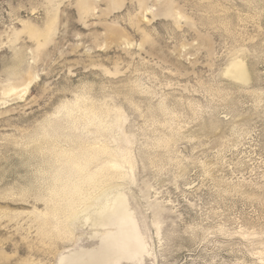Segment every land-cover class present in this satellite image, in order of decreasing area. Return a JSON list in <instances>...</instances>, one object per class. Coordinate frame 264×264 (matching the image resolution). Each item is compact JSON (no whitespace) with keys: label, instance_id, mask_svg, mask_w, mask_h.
<instances>
[{"label":"rangeland","instance_id":"374dc122","mask_svg":"<svg viewBox=\"0 0 264 264\" xmlns=\"http://www.w3.org/2000/svg\"><path fill=\"white\" fill-rule=\"evenodd\" d=\"M102 167L129 230L117 203L69 224ZM105 244L113 264H264V0H0V264Z\"/></svg>","mask_w":264,"mask_h":264},{"label":"bare ground","instance_id":"6f19581e","mask_svg":"<svg viewBox=\"0 0 264 264\" xmlns=\"http://www.w3.org/2000/svg\"><path fill=\"white\" fill-rule=\"evenodd\" d=\"M231 72H229L230 74H231V77L233 78V79H235L236 78V80H238V81H244V82H246V80H247V72H246V69H245V67L244 66H242V65H238V64H233L232 65V67H231V70H230ZM107 126V125H106ZM100 127V126H99ZM104 133V132H103ZM100 145V144H99ZM103 146V145H102ZM116 146V145H115ZM107 147V146H106ZM83 148V147H82ZM104 148H105V146H104ZM98 149V148H97ZM100 149V148H99ZM103 149V148H102ZM106 149V148H105ZM90 155H88V151H86V153H82L84 156H81V158H82V160H83V162H81L80 163V159L81 158H79V159H77V158H73V160L72 161H70V158H68V159H66V162H67V174L66 175H68L67 176V178L69 177V176H71V177H74V175H82L84 172H86L87 170H89L90 168L89 167H91L90 165L91 164H93L94 162H98V160L100 159V158H102L101 157V155L102 154H100V150H99V153L96 151V149L95 150H93L92 151V147L90 148ZM107 150H108V148H107ZM112 151H113V149H111ZM72 152V151H71ZM108 153V152H107ZM106 153V154H107ZM81 154V153H80ZM104 154V153H103ZM113 154V153H112ZM65 155V154H64ZM115 156V155H114ZM117 156V155H116ZM65 157V156H64ZM84 158V159H83ZM105 159H106V157H104ZM103 158V159H104ZM129 158V157H128ZM104 159V160H105ZM111 159V158H110ZM114 159V158H113ZM112 159V160H113ZM117 159V158H116ZM81 160V161H82ZM98 163H100V162H98ZM96 164V163H95ZM108 164L109 165H113L112 167L110 166V169L109 170H116V169H118V167H119V165L116 163V162H112V161H110V162H108ZM94 165V164H93ZM92 165V166H93ZM108 166V165H107ZM95 167H97V165H95ZM89 168V169H88ZM93 168V167H92ZM91 168V169H92ZM121 167H119V169H120ZM107 170V167H102V169L99 171V173L97 172V173H94V174H85L84 176L86 177L85 179H86V181L87 182H93V185L95 184V185H98V187H99V189H101V191H100V193L98 194V196L97 197H94V199L91 201V202H89L88 204H84L83 206H82V208L80 207V206H78V207H80L81 208V210H75L76 208V205H74L75 207H69L70 209H74L72 212H69L68 213V220H69V224H75V222H77V220H79V219H81L82 217V215H84V218L86 217V216H88L91 212H93V210L95 209V208H97V207H99V209H101V212H100V215H99V218L100 219H102L103 218V216H104V214H106V213H108L107 212V209H108V206H106V204H108V203H113V205H109V206H114V204L115 203H117V205H119V207L120 208H118L120 211H121V209L123 210V212L122 213H120V211H119V213L121 214L120 215V217L118 218L119 220H118V223H117V228H118V226L119 227H121V228H123V226H124V228H127L128 229V223L133 219H131V216L129 215V214H125L124 212V209L125 210H127L126 208H127V205H126V203L124 202V200L123 199H121L122 198V196H121V194H120V189H114V190H107L105 187H102V183L104 184V182H102V177L104 178V175H103V172L104 171H106ZM90 171V170H89ZM119 171V170H118ZM132 171V170H131ZM108 172V171H107ZM116 172V171H115ZM117 173H119V172H117ZM131 173V172H130ZM112 174V173H111ZM73 175V176H72ZM119 175V174H118ZM78 176V177H79ZM115 176V175H114ZM119 177V176H118ZM80 178V177H79ZM111 178H112V176H111ZM105 179H106V177H105ZM118 179V178H117ZM131 179V178H130ZM63 180V179H62ZM68 180H70V179H68ZM112 180V179H111ZM114 180V179H113ZM83 181V180H82ZM105 181V180H104ZM108 181V180H107ZM63 182H64V180H63ZM79 182V181H78ZM82 183V182H81ZM80 183V185H82ZM84 183V182H83ZM108 183V182H107ZM110 183H111V181H110ZM76 185V184H75ZM80 185H78V186H80ZM87 185V184H86ZM91 185V184H90ZM92 185V186H93ZM94 185V186H95ZM105 185V184H104ZM66 186V185H65ZM92 186H90V188L92 187ZM93 186V187H94ZM67 187V186H66ZM81 187V186H80ZM93 187H92V189H93ZM108 188V187H107ZM67 189V188H66ZM71 189H72V187H71ZM91 190V189H90ZM91 191H93V190H91ZM67 192H69V191H67ZM72 192V191H71ZM82 193V191H80V188L79 187H75L74 189H73V194H75V195H77V194H79V193ZM96 192V191H95ZM94 192V193H95ZM85 193V192H84ZM92 193V192H91ZM97 193V192H96ZM95 193V194H96ZM90 194V193H89ZM68 195V194H67ZM83 195V194H82ZM91 195V194H90ZM71 196V195H70ZM88 196V195H87ZM73 197V196H72ZM75 197V196H74ZM77 197V196H76ZM72 199V198H71ZM82 199V198H81ZM85 199H87V198H85ZM90 199V198H89ZM69 201H71V200H69ZM89 201V200H88ZM72 202V201H71ZM79 202V201H78ZM77 202V203H78ZM85 202V201H84ZM72 204V203H71ZM74 204H76V203H74ZM73 205V204H72ZM80 205V204H79ZM70 206V205H69ZM70 211V210H69ZM114 212V211H113ZM115 213V212H114ZM113 213V214H114ZM117 214V213H116ZM57 215H58V213H57ZM56 215V216H57ZM119 215V214H118ZM118 215H116L117 217H118ZM114 216H115V214H114ZM67 217V216H66ZM81 217V218H80ZM117 217H116V219H117ZM114 219V218H113ZM121 220V221H120ZM65 221V220H64ZM117 221V220H116ZM120 221V222H119ZM60 222V221H59ZM62 223H63V217H62ZM65 224H66V222H65ZM85 224H87V223H85ZM91 224V223H90ZM63 225V224H62ZM67 226H69V225H67ZM72 227V226H71ZM92 227L93 228H100V227H98V226H96V225H94L93 223H92ZM64 229V228H63ZM107 229H111V227H107ZM119 229V228H118ZM129 230V229H128ZM130 233V232H129ZM121 234V233H120ZM119 234V235H120ZM123 236V235H122ZM111 237H112V235H111ZM124 237V236H123ZM110 238V237H109ZM111 239V238H110ZM117 239V238H116ZM113 240V239H112ZM115 241H117V240H115ZM109 242H111L112 243V241H109ZM116 244V243H115ZM112 245H114V243L112 244ZM113 247V246H112ZM112 247H111V244H105V247H103V245H99V246H97L96 248H94V249H90V251L89 250H85L84 252L86 253L85 255L84 254H77V252L76 253H74V254H71L70 256H69V258L67 259V261H71V262H73V263H76V264H113L114 263V261H113V259L115 258V256H118L117 254V251H115L114 249H112ZM114 247H116V246H114ZM120 247V246H119ZM127 247V246H126ZM117 248V247H116ZM76 251H78V252H83V250H76ZM87 251H89V252H87ZM143 251V250H142ZM129 253V252H128ZM129 255V254H128ZM131 255V254H130ZM126 255H125V253H124V256L123 257H125ZM115 260V259H114ZM82 261V262H81ZM71 262H66V264H72Z\"/></svg>","mask_w":264,"mask_h":264}]
</instances>
